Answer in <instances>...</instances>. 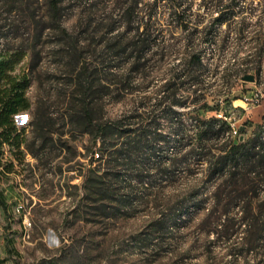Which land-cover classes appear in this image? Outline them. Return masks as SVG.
Segmentation results:
<instances>
[{"label": "rangeland", "instance_id": "rangeland-1", "mask_svg": "<svg viewBox=\"0 0 264 264\" xmlns=\"http://www.w3.org/2000/svg\"><path fill=\"white\" fill-rule=\"evenodd\" d=\"M232 5L230 20L213 26ZM17 51L31 107L14 118L21 149L7 144L0 155V264H264V246L247 253L244 225L230 222L247 211L227 207L252 203L256 213L263 187L235 199L228 175L214 179L199 156L167 160L189 150L196 118L229 125L216 155L264 123V0H0V54ZM196 52L202 65L190 59ZM169 83L161 109L178 100L180 115L151 118L165 163L137 176L112 169L86 110L95 124L131 113L146 124ZM229 123L244 131L231 137Z\"/></svg>", "mask_w": 264, "mask_h": 264}, {"label": "trees", "instance_id": "trees-1", "mask_svg": "<svg viewBox=\"0 0 264 264\" xmlns=\"http://www.w3.org/2000/svg\"><path fill=\"white\" fill-rule=\"evenodd\" d=\"M231 7L233 5L228 6L225 12H221L220 15L215 17L212 25L220 26L229 21L231 16L234 15L233 11L230 10ZM170 15L179 18L182 29H188L189 22L183 20L184 17L180 13L175 11L170 13ZM143 50L144 48H141V51ZM24 55L23 52L18 51L8 56H1L0 54V155L3 154L2 149L5 145L13 146L19 151L24 141L22 131L18 130L14 120L16 115L29 110L31 107L30 100L27 97L30 81L24 74L14 73L15 66L23 60ZM201 57L202 55L197 52L190 55L192 63H198L199 65H202ZM186 75L185 71H182L173 79L176 81V79L187 77ZM191 85L195 86V83H191ZM173 87L174 84L172 83L166 84L159 91V94L164 93L165 96L169 89ZM176 94L177 92L174 93V95ZM166 98L165 96L163 99H159V103L156 102L150 110H147L148 121L146 124L139 122L143 114L133 113L126 117L125 120L95 124L91 112L88 109L86 110V119L89 125L94 127V144L101 146L106 162L112 165V169L122 168L127 174H136V172L147 174L165 163L161 157V147L158 145V141L162 136L158 134L157 126L151 118L152 114L158 110L167 113L169 116L180 115L179 112L174 110L176 106L180 105L178 100L170 101L169 107L161 109ZM212 110L219 111L217 108H212ZM192 127L195 130L196 137H191L189 140V150L179 160L167 158V160L171 161L169 167L175 166L179 161H183L187 157L194 158V156H199L194 159V163L200 164L206 161L210 176L214 179H220V176L228 175L226 185L228 187L230 185V187L235 188L234 191L238 192L233 198L238 199L246 191H256L261 186L264 190V123L255 127L254 136L249 140L240 143L225 141L221 148V155L213 153L214 149L220 152V146H215L217 143L214 142L220 141L221 134L229 128L226 122H223L220 126V119L218 118H213L209 121L196 118L192 122ZM185 131H187V128L180 122L176 126L175 132L179 139L176 140L178 143L185 139L184 137L181 138ZM113 140L122 141V143L118 146ZM209 141L212 144L207 149L208 152H200L206 149L205 142ZM184 146L182 144L178 150L181 151ZM180 151L179 153H181ZM170 154L173 153L171 152ZM96 156L99 158L101 155L96 153ZM12 167V165H7L6 169L9 170ZM119 175H114L116 181L120 179ZM134 176H137V174ZM141 181L144 182L142 179ZM227 205L228 208L236 206L247 211V215L241 212L242 216L240 218L230 220L238 228L244 225L248 237H242V240L248 247L247 253L255 252L256 249L264 246V200L258 202L256 213H252V203L251 205L248 203L247 208L242 206L241 202H227ZM165 224L160 226V230H166ZM233 231L228 233V235H235L239 229Z\"/></svg>", "mask_w": 264, "mask_h": 264}, {"label": "built area", "instance_id": "built-area-1", "mask_svg": "<svg viewBox=\"0 0 264 264\" xmlns=\"http://www.w3.org/2000/svg\"><path fill=\"white\" fill-rule=\"evenodd\" d=\"M255 100H256V102H258L259 101V98H257V96H256V98H255ZM219 117L221 118V119H224L225 121H228V118L227 117H225L222 113L219 115ZM230 124V136L231 137H237V136H239V133L241 132V128H240V126H236V124H232V123H229ZM7 145H5L4 147H3V152H5L6 153V151H7V149H9V148H7L6 147ZM4 153V154H5ZM2 155L1 156V159L3 160V157H5V155ZM3 161H5V160H3ZM27 220H25V222H26Z\"/></svg>", "mask_w": 264, "mask_h": 264}, {"label": "water", "instance_id": "water-1", "mask_svg": "<svg viewBox=\"0 0 264 264\" xmlns=\"http://www.w3.org/2000/svg\"><path fill=\"white\" fill-rule=\"evenodd\" d=\"M246 80H248V81H253L254 80V77L253 76H247L246 78H245ZM244 126L241 128V131H244Z\"/></svg>", "mask_w": 264, "mask_h": 264}]
</instances>
